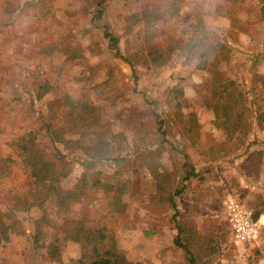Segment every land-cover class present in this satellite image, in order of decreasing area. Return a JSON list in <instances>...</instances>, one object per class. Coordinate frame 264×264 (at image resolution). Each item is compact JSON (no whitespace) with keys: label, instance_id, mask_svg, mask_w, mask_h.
<instances>
[{"label":"rangeland","instance_id":"obj_1","mask_svg":"<svg viewBox=\"0 0 264 264\" xmlns=\"http://www.w3.org/2000/svg\"><path fill=\"white\" fill-rule=\"evenodd\" d=\"M99 2L0 0V219L10 232L0 264H78L83 246L65 237L71 220L105 229L125 264H187L170 196L184 229L178 241L195 264H264V230L234 242L222 207L228 195L254 210L264 204V123L255 120L264 111V0H106L96 19ZM104 26L134 64L138 92ZM222 79L245 93L231 134L212 110ZM39 85L48 91L37 99ZM83 123L101 129L82 137ZM30 132L48 159L69 154L60 184L72 192L67 210L21 165L13 144ZM98 138L111 161L81 149ZM184 164L198 176L182 183Z\"/></svg>","mask_w":264,"mask_h":264},{"label":"trees","instance_id":"obj_2","mask_svg":"<svg viewBox=\"0 0 264 264\" xmlns=\"http://www.w3.org/2000/svg\"><path fill=\"white\" fill-rule=\"evenodd\" d=\"M106 0H100L99 7L100 10L97 11L95 18L101 19L103 15V4ZM103 37L108 41V48L113 53L114 57L123 61L129 67L131 72L130 81L134 85L133 91H137L138 86V77L134 73V64L124 55L122 54L119 46V38L116 37L112 31L104 26L103 28ZM169 49L167 48L165 51H158L151 53V57L153 60H158V58H162V56L168 54ZM39 92L37 93V99L42 98V93L47 92V87L43 85L38 86ZM178 94H181L179 91ZM245 93H243L238 85L228 79L221 80V95L220 99L222 102L215 103L212 106V110L215 114L216 118L222 119V126L229 134L237 132L241 129V113L238 111V103L241 98H243ZM181 107L180 103H176V108L179 109ZM155 118L158 123V131L162 134L164 140H167V123L164 119H162L158 114L155 113ZM255 120L261 123H264V111H260L256 113ZM193 121V120H192ZM90 120L88 119L84 121L85 124H88ZM82 124L83 127L78 130L81 132V136H86V131H100L101 127L98 126V123L94 126L89 123L87 125V130H84L85 125ZM195 124V123H194ZM187 133H190L191 127H183ZM47 132H49L50 138L54 141H61V137L47 127ZM14 147L18 153V156L21 160V165L25 172L29 177L33 179V184L36 188L44 190L47 196L51 197L56 205L65 210L68 209L69 201L73 198L71 191H66L62 188L61 179L66 177L65 172V163L64 161L69 157L67 155H58L56 159H48L42 150L38 147V143H36V138L33 133H27L25 136L21 137L14 144ZM80 145V142H79ZM81 149L84 151L85 155L90 158L94 157H104L102 159L104 162H109L112 160V154L114 151L109 148V145L105 142L101 141V138H98L97 146L86 147L85 145L81 146ZM71 158H74V155H70ZM85 162H88L84 159ZM9 161V160H7ZM184 169H186V173L182 179V183L188 181L191 177L198 176L193 167L184 164ZM95 184L101 186L106 190H111L113 187L109 184H101L100 181H97ZM184 187L177 190L175 192V196H179L183 192ZM123 191V187L121 184L118 185L117 192L120 193ZM169 202L173 209L172 220L175 224L178 236L174 240L175 244L178 247H181L187 257V264H195L196 257L195 255L183 244L178 241V238L182 234H184V229L178 224V216L179 211L177 209L176 203L174 202V198L172 196L169 197ZM117 199L115 198L113 202L110 204L113 207L116 205ZM112 207V208H113ZM264 214V208L254 210L253 220H258L260 215ZM65 237L72 238L75 241L81 243L84 249V253L82 259L78 262V264H125L121 262L122 254L119 252L115 246L114 238L111 234H109L105 229H99L94 231L90 227H86L82 221L80 220H71L66 228ZM9 227H7L0 219V248L3 247L9 241ZM52 256H56L57 248L55 245L51 246L49 250Z\"/></svg>","mask_w":264,"mask_h":264},{"label":"built area","instance_id":"obj_3","mask_svg":"<svg viewBox=\"0 0 264 264\" xmlns=\"http://www.w3.org/2000/svg\"><path fill=\"white\" fill-rule=\"evenodd\" d=\"M222 207L234 242L248 244L260 238L262 228L258 220H253L252 208L230 195L223 199Z\"/></svg>","mask_w":264,"mask_h":264},{"label":"crops","instance_id":"obj_4","mask_svg":"<svg viewBox=\"0 0 264 264\" xmlns=\"http://www.w3.org/2000/svg\"><path fill=\"white\" fill-rule=\"evenodd\" d=\"M254 192V194L255 193H259V192H263V191H261L260 189L259 190H257L256 192L255 191H253ZM247 205V204H246ZM247 206H249L250 208H252L249 204L247 205ZM256 206V205H255ZM262 208H264V204L262 203V204H260V206L256 209V210H258V209H262ZM253 211H254V209H252ZM258 222H259V225L261 226V228H262V230H264V214H261L260 215V217H259V219H258Z\"/></svg>","mask_w":264,"mask_h":264}]
</instances>
